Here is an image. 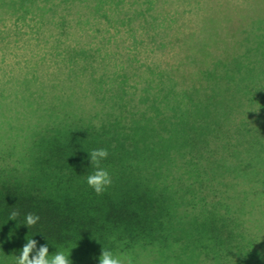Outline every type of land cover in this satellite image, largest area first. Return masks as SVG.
Wrapping results in <instances>:
<instances>
[{"label":"trees","instance_id":"16d2710c","mask_svg":"<svg viewBox=\"0 0 264 264\" xmlns=\"http://www.w3.org/2000/svg\"><path fill=\"white\" fill-rule=\"evenodd\" d=\"M209 2L0 0V264H264V0Z\"/></svg>","mask_w":264,"mask_h":264},{"label":"clouds","instance_id":"9594fccd","mask_svg":"<svg viewBox=\"0 0 264 264\" xmlns=\"http://www.w3.org/2000/svg\"><path fill=\"white\" fill-rule=\"evenodd\" d=\"M108 150L105 148L94 149L88 152L90 166L94 169L93 173L88 175L86 182L97 195L103 194L112 184L111 176L108 170L101 166V161L108 157ZM19 216L18 210L10 213L9 219L16 220ZM40 219L38 215L29 213L26 216L25 223L29 228L34 226ZM37 241L27 238V243L23 246L22 252L15 258V264H70V252L63 249L57 251L54 255L49 256L48 244L36 247ZM72 249V248H71ZM35 250V254L31 255ZM99 264H132L131 259L125 254H114L113 251L102 248L99 258Z\"/></svg>","mask_w":264,"mask_h":264},{"label":"rangeland","instance_id":"374dc122","mask_svg":"<svg viewBox=\"0 0 264 264\" xmlns=\"http://www.w3.org/2000/svg\"><path fill=\"white\" fill-rule=\"evenodd\" d=\"M209 4L213 5V6L214 5L215 6H221L222 8H225L227 6H231L232 7L233 5H236V4H238L237 5L238 7H242L244 5V0H229V1H227V0H210ZM229 14L232 15L233 13L230 12ZM12 21L13 20L10 19V20H8V23L12 24ZM229 23H230V20L225 22L226 25H228ZM143 29L144 28H142L141 31L144 33L145 30L143 31ZM146 38L147 37H145L143 35L142 36V41L146 42ZM153 45H154V43L152 41L148 40V42H146L145 45H143V46L139 45V46H140V49L142 50L144 48H150ZM165 50L169 52V55H167L166 57H165V55L162 54V49H160V48L156 49L155 54H154L155 59L156 60L159 59L161 61L162 65H164L165 59L167 57H169L168 59H173L175 57H178V55L180 54V53L176 54V52L178 51V46L173 47V49H171V47H168ZM174 54H176V55H174Z\"/></svg>","mask_w":264,"mask_h":264}]
</instances>
